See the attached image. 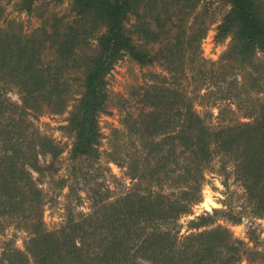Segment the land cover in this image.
<instances>
[{
	"label": "trees",
	"instance_id": "obj_1",
	"mask_svg": "<svg viewBox=\"0 0 264 264\" xmlns=\"http://www.w3.org/2000/svg\"><path fill=\"white\" fill-rule=\"evenodd\" d=\"M16 1L29 12L41 0ZM68 1L75 16L61 30L52 24L49 32L39 27L24 34L12 20L0 22V226L3 217L16 218L27 232L22 249L6 243L0 262L236 264L241 242L225 226L213 224L217 215L239 221L238 211L228 207L193 216L182 233L178 220L200 200L203 171L214 157L241 187L247 213L264 218V96H257L264 91V0H221L227 10L215 38L230 41L220 59L209 62L199 56L204 24L194 26L196 16H191L186 26L201 0ZM133 36L143 43L163 36L162 61L172 74L142 86L141 111L127 117L126 129L136 136L140 155L128 154L116 164L123 163L135 181L112 199L94 192L87 212H69L61 225L48 229L41 220L42 190L31 172L50 168L60 148L38 134L25 115L41 109L61 114L72 100L62 126L73 137L69 156L95 157L97 116L108 100L106 73L124 54L138 64L158 59L140 49ZM256 53L262 57L258 61ZM191 82L219 92L223 86L220 95L206 93L226 100L217 108L215 126L194 110L186 90ZM6 88L16 91L19 103L5 97ZM237 112L245 120L232 117ZM38 154H48L50 162L40 166ZM141 180L146 181L142 187Z\"/></svg>",
	"mask_w": 264,
	"mask_h": 264
},
{
	"label": "rangeland",
	"instance_id": "obj_2",
	"mask_svg": "<svg viewBox=\"0 0 264 264\" xmlns=\"http://www.w3.org/2000/svg\"><path fill=\"white\" fill-rule=\"evenodd\" d=\"M16 2V0H0L3 9L0 22L4 26L7 20H12L20 26L24 34L39 27L49 32L52 24L58 25V29L61 30L75 16L68 0H41L29 12L19 9ZM226 10L227 5L221 0H201L187 19L186 26L191 24V16H196L194 26L199 25L200 21L205 26L204 34L199 41V56L206 62L219 60L229 44V37L222 40L215 38V26ZM133 42L140 49L156 54L158 59L149 64H138L124 54L106 73L104 81L108 100L105 112L97 116L99 141L96 145L95 157H79L73 160L69 156L73 137L72 133L62 126L65 124L66 111L70 108L72 100L68 102L66 111L61 114L48 113L46 109H41L39 112L28 111L25 115L38 134L52 138L60 148V153L52 160L53 164L50 168L44 167L41 173L31 172L35 185L42 190L41 220L48 229L61 225L69 212L72 214L87 212L90 207V196H94L92 195L94 192L100 195L106 194L112 199L135 181L128 178L123 163H120L122 166L116 164L130 158L128 154H133V157L140 155L136 136L129 134L126 129V120H129L127 117L134 119V116L136 118L141 111L138 98L142 86L152 84L159 78L170 79L172 74L162 61L165 44L163 36L151 43H143L133 36ZM90 44L93 46L95 41H90ZM45 53L46 58H49V52L45 50ZM258 58H262L260 53L255 54L254 61H258ZM239 74H234L236 80H240ZM154 75L158 78L152 77ZM185 83L186 80H181V84L185 85ZM188 84L186 90L192 99L194 110L204 115L208 124L215 126L220 120L217 118V108L225 104L226 100L208 98L209 94L206 93L211 90L214 95H220L223 86L219 88V92L209 85L204 84L200 88H195L196 82ZM3 91L6 98L19 103L14 89L6 88ZM257 96H264V91ZM230 106L234 108V105ZM225 114L226 112H223L222 115ZM233 116L245 120L239 112ZM110 154L116 161L110 158ZM50 159L48 154L37 155L40 166H46ZM218 166L219 160L214 157L203 171L200 200L191 206L190 214L179 218L180 233L185 231L186 221L193 216L205 212L211 213L213 209L226 211L231 207L232 211L239 212L240 220L230 221L223 215H217L213 225L225 226L231 235L241 242L243 252L236 264H264V218L247 213L248 208L243 204L241 187L234 180L229 167L221 171ZM145 184V180L140 181V187ZM206 200L209 201V207L206 206ZM16 222V218L3 217V225L0 226V256L7 242L14 248L22 249L27 232L16 225ZM0 264L4 262L1 261Z\"/></svg>",
	"mask_w": 264,
	"mask_h": 264
},
{
	"label": "bare ground",
	"instance_id": "obj_3",
	"mask_svg": "<svg viewBox=\"0 0 264 264\" xmlns=\"http://www.w3.org/2000/svg\"><path fill=\"white\" fill-rule=\"evenodd\" d=\"M207 200L205 201L206 202V206L209 207L210 204H209V201H207Z\"/></svg>",
	"mask_w": 264,
	"mask_h": 264
}]
</instances>
